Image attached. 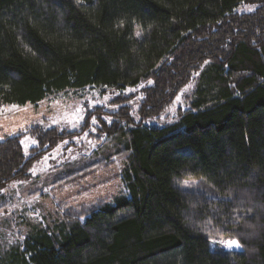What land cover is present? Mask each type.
<instances>
[{"label": "trees", "instance_id": "obj_1", "mask_svg": "<svg viewBox=\"0 0 264 264\" xmlns=\"http://www.w3.org/2000/svg\"><path fill=\"white\" fill-rule=\"evenodd\" d=\"M192 81L187 110L146 124ZM146 82L136 111L97 107L82 127L95 118L100 134L120 142L123 190L62 209L5 264H264V0H0V105ZM30 133V155L22 134L0 140V199L80 132ZM185 179L207 189L198 200L179 186Z\"/></svg>", "mask_w": 264, "mask_h": 264}, {"label": "rangeland", "instance_id": "obj_2", "mask_svg": "<svg viewBox=\"0 0 264 264\" xmlns=\"http://www.w3.org/2000/svg\"><path fill=\"white\" fill-rule=\"evenodd\" d=\"M254 8V4H243L240 10ZM147 84L129 86L122 93L103 91L98 86L70 89L50 95L38 104L0 105V140L22 134L27 155L37 146L30 133L33 127L48 129L55 126L80 132L36 161L28 180L12 182L1 192L0 264H5L8 251L21 244L28 234L58 222L63 210L109 200L123 190L120 176L125 157L119 153L120 142L100 134L96 120L93 122L92 119L84 130L82 127L87 112L97 107L115 112L126 104L136 111L142 97L141 90ZM196 84L192 81L182 90L162 119L146 124L161 126L187 110ZM120 97L127 99L121 104L114 103ZM111 119L106 116L108 122ZM179 186L196 194L192 198L196 197L194 201L199 199L196 192L207 190L198 179L182 180ZM214 233L219 236L222 232L214 230Z\"/></svg>", "mask_w": 264, "mask_h": 264}, {"label": "snow or ice", "instance_id": "obj_3", "mask_svg": "<svg viewBox=\"0 0 264 264\" xmlns=\"http://www.w3.org/2000/svg\"><path fill=\"white\" fill-rule=\"evenodd\" d=\"M137 35H139V33H137ZM82 118V117H81ZM93 122H95V118H93ZM226 247L229 248V249H232L233 247L235 248H239L240 245H239V242L236 241V240H229L227 241L226 243Z\"/></svg>", "mask_w": 264, "mask_h": 264}]
</instances>
